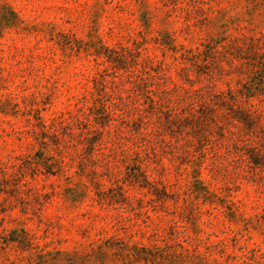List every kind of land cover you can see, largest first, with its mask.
Returning a JSON list of instances; mask_svg holds the SVG:
<instances>
[{"label":"clouds","instance_id":"clouds-1","mask_svg":"<svg viewBox=\"0 0 264 264\" xmlns=\"http://www.w3.org/2000/svg\"><path fill=\"white\" fill-rule=\"evenodd\" d=\"M0 264H264V0H0Z\"/></svg>","mask_w":264,"mask_h":264}]
</instances>
